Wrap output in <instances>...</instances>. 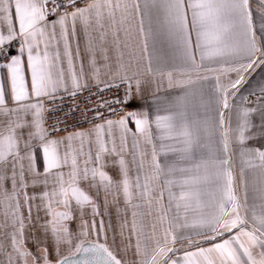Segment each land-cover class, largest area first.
Wrapping results in <instances>:
<instances>
[{"label":"snow or ice","instance_id":"6c2138e0","mask_svg":"<svg viewBox=\"0 0 264 264\" xmlns=\"http://www.w3.org/2000/svg\"><path fill=\"white\" fill-rule=\"evenodd\" d=\"M78 2L0 0V59L7 57L0 63V69H7L12 105L9 106L0 80V213L5 220L0 229H11L6 235L12 249L5 252L3 243H0V254L7 257V264H28L29 258L32 264H122L107 244L103 220L99 225L95 220L100 215L99 193L103 191L107 195L114 187L122 189L125 203L133 209L130 230L137 236L135 250L141 258L139 264H264V150L245 147L251 138L246 135L252 127L250 116L257 108L245 106L249 100L247 96L241 98L240 105L235 103L236 92L246 81L245 74L254 66L264 65V23L261 24V35L257 36L250 0H87L84 6H78ZM256 2L264 13V0ZM118 12L121 24L129 17L138 19L149 73L164 74L162 57L148 51V39L156 35L166 37L180 53L181 75L187 79L176 81L178 85L194 83L192 72H215L216 69L206 67V62L236 64L219 69L225 75L236 73V78L229 80L227 85L221 84L219 76L215 77L223 157H217L211 150L207 158L196 157L194 148L200 143L201 132L208 131L207 121L201 127L199 120L190 117L183 98L177 101L175 111L157 114L154 121L147 112L136 111L126 112L117 120L106 118L100 108L114 112L113 105L131 102L133 77L128 76L124 66L120 65L109 80H101L90 39L86 50L90 54V70L97 91L118 89L124 85L123 96L101 101L93 110L94 121L100 122L94 123L91 131L57 137V132L63 129L57 124L50 126L51 131L44 126L45 101L54 103L64 93L74 97L88 87L84 65L81 63L77 70L70 45V37H76L77 23L86 37L95 25L103 42L105 19L110 20L115 28ZM261 20L264 21V14H261ZM13 41H18L15 55L8 51ZM60 41L63 42L67 70L61 66ZM53 42L56 44L54 53L50 52ZM103 58L107 61L106 52ZM104 66L108 67L107 64ZM167 79L171 87V71L167 72ZM135 85L139 92V79L135 80ZM254 103L264 120V86L260 87ZM233 109L237 116V127L233 131L238 133L241 146L243 199L237 192L229 151L230 130L225 127L224 110ZM51 111H55V107ZM130 122L134 123L135 132L128 127ZM153 123L158 132L155 138ZM114 130H119L122 145L126 144L127 135L131 133L134 148H139L137 137H142L144 143L151 146L149 172L143 176L140 173L147 152L138 153L141 158L137 162L134 184L126 160L116 148ZM261 130L264 131V124ZM155 139L172 141L173 146L168 150L192 163L186 167H178L175 163L162 164ZM76 141H79L78 145ZM163 148L162 144L161 151ZM106 155L118 158L113 163L119 165V181H114L104 170ZM41 160L42 171L38 167ZM247 170H251L250 182L245 178ZM8 181L10 189L6 187ZM82 181H90L96 198L81 187ZM29 187L34 190L31 195L27 191ZM162 187L168 190L167 205L163 203V192H157ZM174 187L179 191L173 192ZM36 189L40 191L36 192ZM137 195L150 209L154 202L156 205V223L152 225L151 238L145 234L142 219L137 222V216H142L137 211L142 205L133 203ZM37 200L41 202L36 205L37 212L43 206L47 217L40 227L45 237L50 234L54 241V261L49 259L47 248H40L39 240L35 241L36 254L26 246V221L31 223L32 202ZM89 208L93 215L91 232L96 239L90 238L87 220L81 219L79 231L75 233L67 223L77 215L82 218ZM157 225L161 228L160 236L156 235ZM102 234L104 242H100ZM149 239L154 242L152 246ZM178 241H187V244L178 249L175 247ZM62 247L68 250L67 255L61 254ZM181 251L183 255L177 256L176 253Z\"/></svg>","mask_w":264,"mask_h":264},{"label":"crops","instance_id":"0c3cea01","mask_svg":"<svg viewBox=\"0 0 264 264\" xmlns=\"http://www.w3.org/2000/svg\"><path fill=\"white\" fill-rule=\"evenodd\" d=\"M250 7L253 10V21L254 29L257 33V36L261 35V24L264 21L261 20V9L259 8L256 0H250ZM116 26H112V22L105 19V28L103 31L106 33L105 39L103 42L99 39V30L96 29L93 25L89 29L88 37L85 36L83 29L80 24L77 23L76 27V37H70V45L73 53V61L77 70L79 65L83 63L85 69V82L88 85L96 84L92 79V72L90 70V54L86 50L87 42L90 39L95 50L96 58V67L100 69V79L107 81L111 76L116 72L120 65H123L127 71V75L133 77L132 85L136 94V102L133 107V111L136 112H147L150 120L155 119L157 114L166 115L170 111L176 110L177 101L181 98L185 100L186 111L189 113L190 117H195L200 121L201 127H204V122L207 121V132H201V140L197 147L194 148V153L196 157L203 156L207 158L209 156L210 150L215 153L217 157H223V143L220 137L221 129L219 128V117L217 113L216 105V76L220 77L221 84L227 85L229 80H234L236 78V73H229L227 75L223 74L219 69L222 66L234 67L235 63L230 62L226 65L221 64H211L206 62L207 68L216 69L215 72L201 70L199 73L192 72V79L194 83L189 85H178L176 81L187 79L186 76L181 75V70L183 68L182 61L180 59V53L173 47L171 42L163 36L156 35L149 37L148 39V51L152 54H159L163 59V73L160 72H148V59L144 53V39L139 31V21L134 17H129L127 20L121 24V15L118 12L116 14ZM117 29L119 32L117 33ZM127 29V32H125ZM18 44V41H17ZM59 50L61 52V66L67 70V61L63 56V42H59ZM77 47L79 48V56H77ZM56 44L53 42V45L50 47V52H55ZM106 52L107 61L104 60L103 54ZM18 53V45L14 46L10 50L11 55ZM197 61L199 62V54L197 53ZM26 62V55H25ZM105 64L108 65L105 68ZM171 71L173 74V84L170 87L167 79V72ZM67 74V72H66ZM246 75V81L239 86V90L236 92L235 103L237 105L241 104V98L247 96L249 98L247 107H256L257 111L251 114L250 120L252 127L246 135L251 138L248 139L245 143V147H259L261 150H264V131L261 130L264 120L261 119V113L258 105L254 103L256 95L259 94V89L261 86H264V65L254 66V69H250ZM26 76H28L26 69ZM207 77V79H205ZM30 79V77H29ZM140 80V90L136 91L135 80ZM0 80L3 81L6 99L9 101V106L11 105L10 100V81L8 78L7 69H0ZM251 103V104H250ZM225 118V127L229 128V151L231 153V164L232 172L236 180L237 192L240 195L241 199L244 196V185L241 182V159L239 156L240 145L238 142V133H235L233 130L237 127V116L235 110H224ZM119 119V118H118ZM117 120V119H115ZM128 127L135 132L134 123H129ZM94 128V125L88 128H81L73 130L70 132H65L63 134L57 135V137H65L70 133L82 132V131H91ZM115 131V143L116 148L120 151L121 155L126 160L129 170V177L133 184L135 183V177L137 175V162L140 160L138 153L147 152V156L143 157L144 168L141 170V176L149 172L148 164L151 160V146L146 145L142 137H137L139 142V148L136 149L133 147V136L131 133L127 135L126 144L122 145L120 140L119 130ZM152 132L154 138L158 136L157 129L155 124L152 125ZM154 142L157 146L158 153H161L158 156V159L161 163H175L178 167H186L192 163V161L182 160L180 156L173 152L169 151V147L173 146L172 141H160L155 139ZM76 145L79 144V141L75 142ZM163 144L164 148L161 151V145ZM87 144L85 145V150L87 151ZM111 147V143H109ZM95 152V145H93V154ZM134 156L136 160L134 161ZM118 158L114 155H106L105 162L107 167L104 169L114 181L120 180V172L118 163H113ZM25 167H27V161L24 162ZM39 170L42 171V160L41 164L38 165ZM180 174L177 173V176ZM245 178L250 182L252 179L251 170H247L245 173ZM6 187L11 188L10 181L6 182ZM81 187L88 192L89 195L96 198V191L90 187V181H82ZM28 193L31 195L33 189L28 188ZM36 192H39L40 189H36ZM163 192V203L167 205L168 203V190L166 187H162L157 190L159 193ZM173 192H178V188H173ZM133 192H136V189L133 188ZM21 203H23V196H21ZM99 205L100 215L95 217L97 225L103 220L104 230L107 235V244L109 248L114 252L118 259L122 261V264H139L141 259L136 255V242L137 236L131 232L132 224V211L133 209L125 203V198L122 192V189L119 187H114L107 195L101 191L97 199ZM133 203L141 204L142 207L137 211L142 214V216H137V222L139 223L142 219L144 225L145 234L151 238L153 235V223H156V212H155V202L153 208L150 209L147 202L142 200L137 195ZM32 208V221L27 223L26 221V230L25 236L26 246L34 254L37 253L36 240L40 242V248H47L50 255L49 259L55 260V251H54V241L51 235L49 234L45 237L41 224L47 219L43 206H41L39 212H37L36 205L41 204L39 200L33 201ZM62 210V209H61ZM174 211V206H173ZM151 212V214H150ZM24 215L27 217V209H24ZM81 219L87 220L89 222V231L90 238L96 239L94 233L91 232V223L93 220V215L91 209H87L84 216L81 218L79 215L72 221L67 222L69 228L75 233L79 231ZM5 222L4 216L0 213V224ZM10 228L0 229V243H3L5 252H11L10 240L7 238L6 233L10 232ZM156 235H161V228L157 225ZM197 239V238H193ZM100 242H104L103 234L100 237ZM149 245L152 246L154 242L149 239ZM141 243L143 246V238H141ZM187 244V241H178L175 245L176 248L180 249ZM203 246L208 247V244ZM61 254L67 255L68 250L64 247L61 248ZM177 256H182L183 252L176 253ZM0 264H7V257L3 254H0ZM22 264V262H21ZM28 264H32L31 258H29Z\"/></svg>","mask_w":264,"mask_h":264},{"label":"built area","instance_id":"2783aa9c","mask_svg":"<svg viewBox=\"0 0 264 264\" xmlns=\"http://www.w3.org/2000/svg\"><path fill=\"white\" fill-rule=\"evenodd\" d=\"M87 0H79L78 6H84ZM71 9H69L70 11ZM17 41H13L8 51L17 46ZM7 57L0 59V63H3ZM125 91V86L121 85L118 89H105L103 92H98L96 84L88 85L82 91L78 92L77 95L70 96L64 93L62 97L53 102L45 101V127L49 128L53 124H57L62 131L57 132L56 135L63 134L65 132H70L73 130L88 128L94 123H99V120L94 121L96 109L101 101L111 100L113 98H120L123 96ZM136 94L132 85V100L127 105H113L116 109L114 112H110L107 108H100V111L108 119H118L120 116L124 115L126 112H132L134 104L136 102ZM55 107V111H51ZM122 109V110H121Z\"/></svg>","mask_w":264,"mask_h":264},{"label":"water","instance_id":"95a60500","mask_svg":"<svg viewBox=\"0 0 264 264\" xmlns=\"http://www.w3.org/2000/svg\"><path fill=\"white\" fill-rule=\"evenodd\" d=\"M80 257H76V259H79Z\"/></svg>","mask_w":264,"mask_h":264},{"label":"bare ground","instance_id":"6f19581e","mask_svg":"<svg viewBox=\"0 0 264 264\" xmlns=\"http://www.w3.org/2000/svg\"><path fill=\"white\" fill-rule=\"evenodd\" d=\"M251 104V103H250ZM84 129V128H83Z\"/></svg>","mask_w":264,"mask_h":264}]
</instances>
